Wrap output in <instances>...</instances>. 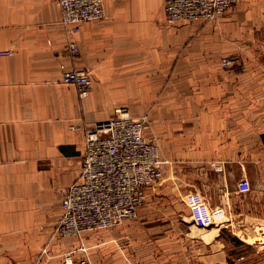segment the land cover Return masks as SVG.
<instances>
[{"label":"crops","instance_id":"0c3cea01","mask_svg":"<svg viewBox=\"0 0 264 264\" xmlns=\"http://www.w3.org/2000/svg\"><path fill=\"white\" fill-rule=\"evenodd\" d=\"M165 1L104 0L103 18L67 34L58 0H0V264H64L67 252L92 264H172L188 243L201 245L203 264L205 235L217 259V236H264V0L170 23ZM71 69L90 75L84 98L62 81ZM118 108L147 116L162 176L137 219L54 236L61 189L81 173L80 127ZM191 192L210 223L191 217Z\"/></svg>","mask_w":264,"mask_h":264},{"label":"built area","instance_id":"2783aa9c","mask_svg":"<svg viewBox=\"0 0 264 264\" xmlns=\"http://www.w3.org/2000/svg\"><path fill=\"white\" fill-rule=\"evenodd\" d=\"M239 0H166L167 22L204 20L216 21ZM61 24L67 34L80 31V24L105 16L104 0H58ZM76 52L75 42L70 43ZM1 51L0 55L8 54ZM231 58H223L224 67L232 66ZM62 81L73 84L81 98L92 87L90 75L79 69L62 74ZM147 116L135 118L126 108H118L107 120L80 127L84 133V153L79 178L61 189L62 213L54 229V236L80 237L84 231L122 225L135 220L146 198V188L161 176L157 142L144 135ZM72 130L76 129L70 126ZM79 128V127H78ZM220 170V167H217ZM250 186L241 178L238 188ZM191 217L200 223H210L207 201L198 192L186 195ZM64 264H92L89 256L76 260L71 252L64 256Z\"/></svg>","mask_w":264,"mask_h":264},{"label":"rangeland","instance_id":"374dc122","mask_svg":"<svg viewBox=\"0 0 264 264\" xmlns=\"http://www.w3.org/2000/svg\"><path fill=\"white\" fill-rule=\"evenodd\" d=\"M145 202L139 210L144 208ZM248 236L224 233L217 236V238L215 237L214 240L223 241V247H221V252H219L217 259V252L212 249L213 242H210L213 236L205 235L202 251L203 264H264V236H257L256 239H254V236ZM181 245L183 246L181 251H172L173 256H175L172 258V264H201L199 258L201 251H195V247H200L201 245H192L191 243ZM218 245L222 246L219 243ZM211 256H213L212 261L209 263ZM139 259L138 262L140 261L141 264L146 262L145 258Z\"/></svg>","mask_w":264,"mask_h":264},{"label":"bare ground","instance_id":"6f19581e","mask_svg":"<svg viewBox=\"0 0 264 264\" xmlns=\"http://www.w3.org/2000/svg\"><path fill=\"white\" fill-rule=\"evenodd\" d=\"M130 113V112H129ZM137 118V117H136Z\"/></svg>","mask_w":264,"mask_h":264}]
</instances>
